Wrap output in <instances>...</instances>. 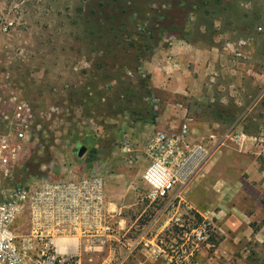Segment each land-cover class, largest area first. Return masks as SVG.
Masks as SVG:
<instances>
[{
	"label": "rangeland",
	"instance_id": "1",
	"mask_svg": "<svg viewBox=\"0 0 264 264\" xmlns=\"http://www.w3.org/2000/svg\"><path fill=\"white\" fill-rule=\"evenodd\" d=\"M260 24L264 0H0V83H11L14 96L37 111L34 131L44 144L40 149L30 145L18 178L24 181L50 169L56 174L91 171L93 167L77 157L73 140L86 135L92 141H84L85 146L99 147L108 173L136 179L145 197L143 173L149 163L144 148L149 137L140 138L137 124L153 111L149 100L160 98L148 84L149 64L159 58V66H168L172 46L184 37L200 45L199 39L208 36L223 47L225 41L252 36L254 52L247 68L254 73L264 68V35L256 32ZM219 30L225 39L217 38ZM226 55L225 69L233 79L252 75ZM162 71L167 77L159 84L163 90L169 71ZM217 76L211 74V86ZM161 104L159 99L155 114L161 113ZM54 105L56 114L41 117ZM255 116L264 118L261 112ZM193 123L198 131L201 122L196 119L190 127ZM251 130L241 139L202 138L197 131L191 137L190 132V141L212 150L190 185L197 189L192 195L197 194L206 212L238 209L250 215L249 227L219 230L220 235L208 239L215 247L226 242L217 264H264V123L254 122ZM238 188L244 194H238ZM213 224L222 228L217 216Z\"/></svg>",
	"mask_w": 264,
	"mask_h": 264
},
{
	"label": "built area",
	"instance_id": "2",
	"mask_svg": "<svg viewBox=\"0 0 264 264\" xmlns=\"http://www.w3.org/2000/svg\"><path fill=\"white\" fill-rule=\"evenodd\" d=\"M256 32L264 35V24L258 25ZM217 38L225 39L223 31L219 30ZM253 43L254 37L249 36L225 41L223 48L237 66L243 65L244 71H249L247 64ZM173 49L172 46L169 56L172 66L178 64ZM126 72L129 77L135 75L132 71ZM139 74L142 78L147 76L144 71ZM3 77L6 78L4 73ZM171 78L172 72H169ZM149 101L157 113L158 99ZM57 112V106H50L41 117ZM37 115L28 101L14 96L11 83H0V264H85L79 251L88 256V264H93V256L103 253L108 242L117 235L106 194V176L110 167L98 155L91 157V171L78 173L69 170L56 174L50 169L20 180L17 170L27 160L30 145L37 144L39 149L44 145L34 131L39 122ZM192 121L193 118L187 117L179 131H158L148 138L144 150L149 164L143 173L146 199L151 203L166 200L171 205L176 199L188 211L190 225L182 224L181 227L187 229L183 237L189 240L190 256L207 246L208 239L216 234L213 223L217 216L215 212L196 214L185 199V192L212 153L209 145L190 141ZM231 137L241 139L248 136L230 132L221 139ZM87 139L91 140L81 135L73 140L78 144ZM85 147L82 156L78 155L79 149L76 153L87 162L92 150ZM94 148L99 150L98 146ZM181 221L185 220L179 217L178 222ZM147 232L145 228L135 237L127 248L128 255L135 254L141 237ZM99 264H118V261Z\"/></svg>",
	"mask_w": 264,
	"mask_h": 264
},
{
	"label": "crops",
	"instance_id": "3",
	"mask_svg": "<svg viewBox=\"0 0 264 264\" xmlns=\"http://www.w3.org/2000/svg\"><path fill=\"white\" fill-rule=\"evenodd\" d=\"M185 38L174 45L177 65L169 63L168 66H159V58L149 64L152 75L148 84L153 93L160 97L162 110L160 114L148 111L146 118H140L137 124L140 138L150 137L158 131L177 132L180 122H184L187 117L193 118L192 122L196 119L201 122L198 131L196 123L191 125V137L196 131L202 138H221L230 132L251 135L254 122L264 123V118L255 116L258 112L264 114V68H258L254 73L249 71L248 74L252 75H237L233 79L225 69L227 58L223 55L228 53H224L223 47L214 38L201 37L200 45ZM253 52L254 48L250 54ZM162 70L172 72V78L163 90L159 84L161 79L167 77ZM214 72L219 73V76L216 85L214 83L211 86L209 82ZM210 93L214 96L213 100L209 99ZM211 123H215L214 127ZM84 144L78 143L77 147L80 149ZM194 187L185 192V199L196 214L206 213L197 194L192 195L197 190ZM142 188L143 185L136 179L123 174L108 173L106 176L108 208L117 235L108 242L103 253L93 256V264L102 261H118V264H217L218 255L220 252L223 254L226 242L218 247L208 244L200 248L196 255L190 256L187 247L189 240L183 237L187 229L181 227L182 224L190 225L188 211L176 199L172 205L166 200L151 203L141 194ZM236 192L239 194L241 189L238 188ZM223 194L218 198L221 205L225 200L221 197ZM224 214H217L222 228H215V237L219 230L224 229L229 233L230 230L238 231L244 224L249 227L250 215L245 211L236 209ZM179 217L185 221L178 222ZM145 228L148 232L141 237L135 254L128 255L127 248ZM210 249L212 254L206 256ZM78 253L81 260L88 264V256L82 254V251Z\"/></svg>",
	"mask_w": 264,
	"mask_h": 264
},
{
	"label": "trees",
	"instance_id": "4",
	"mask_svg": "<svg viewBox=\"0 0 264 264\" xmlns=\"http://www.w3.org/2000/svg\"><path fill=\"white\" fill-rule=\"evenodd\" d=\"M85 145V144H84ZM91 155L88 157V159H87V163L89 164V165H91L92 164V162H93V159H91V157L92 158H95V157H98V151L99 150H97V149H95L93 146H91ZM26 168H27V166H26ZM41 168V167H40ZM40 168H39V170H40ZM28 169V168H27ZM37 175V174H36Z\"/></svg>",
	"mask_w": 264,
	"mask_h": 264
},
{
	"label": "water",
	"instance_id": "5",
	"mask_svg": "<svg viewBox=\"0 0 264 264\" xmlns=\"http://www.w3.org/2000/svg\"><path fill=\"white\" fill-rule=\"evenodd\" d=\"M85 152H86V147H85V146H82V147L79 149L78 155H79V156H82Z\"/></svg>",
	"mask_w": 264,
	"mask_h": 264
}]
</instances>
